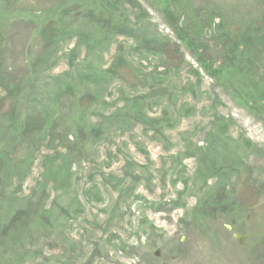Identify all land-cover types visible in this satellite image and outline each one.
<instances>
[{"label":"rangeland","instance_id":"1","mask_svg":"<svg viewBox=\"0 0 264 264\" xmlns=\"http://www.w3.org/2000/svg\"><path fill=\"white\" fill-rule=\"evenodd\" d=\"M0 171V264H264V0H0Z\"/></svg>","mask_w":264,"mask_h":264},{"label":"water","instance_id":"2","mask_svg":"<svg viewBox=\"0 0 264 264\" xmlns=\"http://www.w3.org/2000/svg\"><path fill=\"white\" fill-rule=\"evenodd\" d=\"M229 228H230V227H229ZM230 229H231V228H230ZM234 238L238 241V243H239L240 245H243V243H244V236H243V235L238 234V233H235V234H234ZM156 255L158 256V255H159V252H157Z\"/></svg>","mask_w":264,"mask_h":264},{"label":"trees","instance_id":"3","mask_svg":"<svg viewBox=\"0 0 264 264\" xmlns=\"http://www.w3.org/2000/svg\"><path fill=\"white\" fill-rule=\"evenodd\" d=\"M253 104H254V102H252ZM246 104L247 105H249V106H258V105H260V104H255V105H250L249 103H247V101H246ZM1 172V171H0ZM0 177H3V176H0ZM8 208H10V206H8ZM2 211H3V209H0V214L2 213ZM20 211H16V212H14V215L13 216H15L16 218H20V216H21V213H19ZM12 226H14V225H12Z\"/></svg>","mask_w":264,"mask_h":264}]
</instances>
